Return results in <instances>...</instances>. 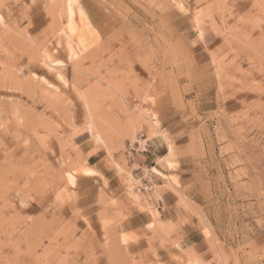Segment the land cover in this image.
Listing matches in <instances>:
<instances>
[{
  "label": "rangeland",
  "instance_id": "374dc122",
  "mask_svg": "<svg viewBox=\"0 0 264 264\" xmlns=\"http://www.w3.org/2000/svg\"><path fill=\"white\" fill-rule=\"evenodd\" d=\"M77 1L97 36L71 59L64 0H0V264H264V0ZM172 131L191 160L186 218L153 210L144 230L121 232L105 179L76 192L78 176L98 175L82 138L137 201L129 150L163 136L171 152L156 161L176 168ZM184 223L203 235L198 252L199 235H174Z\"/></svg>",
  "mask_w": 264,
  "mask_h": 264
},
{
  "label": "crops",
  "instance_id": "0c3cea01",
  "mask_svg": "<svg viewBox=\"0 0 264 264\" xmlns=\"http://www.w3.org/2000/svg\"><path fill=\"white\" fill-rule=\"evenodd\" d=\"M82 134L84 133H80L74 137H81ZM169 135L175 146L176 155L174 162H177L176 168H163L156 161V157L161 158L168 151L163 136L147 140L145 152L139 153L129 150V154L131 155L129 157V166L133 164H138L139 166L135 170L133 169L132 174L143 183V186L137 187V193L139 194L137 201L127 198V196L122 194L123 191L118 189V186L121 185V177L112 165H108L105 149L89 138H82L79 142L82 157L85 158V163L95 170L98 175L78 176L75 183L76 192L82 195L85 191L83 186L92 182H95L94 186H96L97 183L100 184L102 182V179H105L108 182L107 192L115 194L122 204L121 214L123 217L119 216L120 218L118 219V226L121 232H139L144 230L145 226L152 220L150 211L153 210L157 211L158 218L164 222L170 221L176 224L180 218H186L189 215L179 202L180 197L178 193L186 196L191 191V175L189 174L191 160L188 154H183V143L180 142V139L185 134H176L172 131ZM143 166H146L148 169L147 175L142 170H139ZM154 167L162 174L152 172V168ZM165 174L175 175L179 185L170 183L169 179L164 176ZM194 203L197 204L195 201ZM174 235L186 238L181 241L195 238L199 235L197 239L191 240L188 244V246L193 247L197 252L204 245L201 231L195 230L191 224H177ZM143 247H145L143 240L131 244V248L134 251ZM135 264H145V262L137 259Z\"/></svg>",
  "mask_w": 264,
  "mask_h": 264
},
{
  "label": "bare ground",
  "instance_id": "6f19581e",
  "mask_svg": "<svg viewBox=\"0 0 264 264\" xmlns=\"http://www.w3.org/2000/svg\"><path fill=\"white\" fill-rule=\"evenodd\" d=\"M64 10H65L66 17H67V22H66V26H67L66 30L67 31H65L66 37H65V34H63L64 35V46H65V49L67 51L68 57H70L71 59H74V58H77L79 52H82V51L85 52L87 47H89V45H91V43L89 44L90 41H88L89 40L88 37L90 36L91 32H92V34H95V32H94L93 28L90 27V23L88 20L89 18L87 19L86 13L84 12L83 8L78 4L77 0H64ZM61 33H62V30H61ZM91 38H93V36ZM91 38H90V40H91ZM84 52H82V53H84ZM43 54H44L43 55L44 59L46 62L49 63L48 64L49 66H57L58 67L61 65L60 61H59L60 62V65H59L58 61H56L54 63V61L50 59V56H49L50 54L47 52V50L45 53L43 52ZM58 69H59V67H58ZM57 75H58V73H57ZM59 77H60V75H59ZM86 108H87V115L89 116L90 124H91L90 125L91 134L94 135V138L99 140L100 132L104 129H102L100 131V128L98 127V125H100L99 123L103 118L100 116V114L97 113V110L94 109V107L91 104H87ZM142 114L147 119H149L148 113L143 112ZM152 125H153V123H152ZM151 131H152L151 136H153L156 132L153 129H151ZM151 136H149V137H151ZM168 151L171 152V148L168 149ZM164 160L167 161L168 159L165 158ZM169 181H170V179H169Z\"/></svg>",
  "mask_w": 264,
  "mask_h": 264
},
{
  "label": "snow or ice",
  "instance_id": "6c2138e0",
  "mask_svg": "<svg viewBox=\"0 0 264 264\" xmlns=\"http://www.w3.org/2000/svg\"><path fill=\"white\" fill-rule=\"evenodd\" d=\"M69 179H71V177H69Z\"/></svg>",
  "mask_w": 264,
  "mask_h": 264
}]
</instances>
